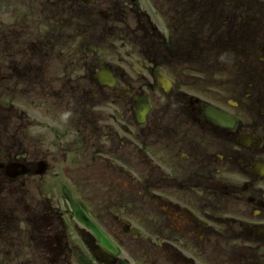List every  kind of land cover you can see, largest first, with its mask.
<instances>
[{
    "label": "flooded vegetation",
    "instance_id": "1",
    "mask_svg": "<svg viewBox=\"0 0 264 264\" xmlns=\"http://www.w3.org/2000/svg\"><path fill=\"white\" fill-rule=\"evenodd\" d=\"M0 264H264V0H0Z\"/></svg>",
    "mask_w": 264,
    "mask_h": 264
},
{
    "label": "clouds",
    "instance_id": "2",
    "mask_svg": "<svg viewBox=\"0 0 264 264\" xmlns=\"http://www.w3.org/2000/svg\"><path fill=\"white\" fill-rule=\"evenodd\" d=\"M72 117V113L71 111H65L64 113H62V119L67 122L68 120H70Z\"/></svg>",
    "mask_w": 264,
    "mask_h": 264
}]
</instances>
